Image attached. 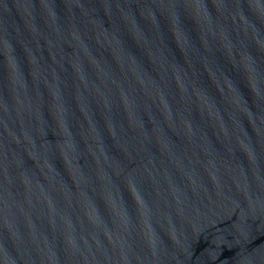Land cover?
<instances>
[{"label":"water","instance_id":"1","mask_svg":"<svg viewBox=\"0 0 264 264\" xmlns=\"http://www.w3.org/2000/svg\"><path fill=\"white\" fill-rule=\"evenodd\" d=\"M0 264H264V0H0Z\"/></svg>","mask_w":264,"mask_h":264}]
</instances>
